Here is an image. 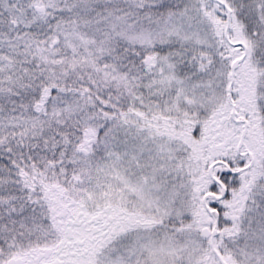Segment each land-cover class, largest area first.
<instances>
[{
	"label": "snow or ice",
	"instance_id": "6c2138e0",
	"mask_svg": "<svg viewBox=\"0 0 264 264\" xmlns=\"http://www.w3.org/2000/svg\"><path fill=\"white\" fill-rule=\"evenodd\" d=\"M0 264H264V0H0Z\"/></svg>",
	"mask_w": 264,
	"mask_h": 264
}]
</instances>
